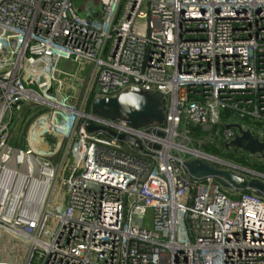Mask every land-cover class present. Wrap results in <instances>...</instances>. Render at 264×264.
Returning a JSON list of instances; mask_svg holds the SVG:
<instances>
[{
    "label": "built area",
    "instance_id": "2783aa9c",
    "mask_svg": "<svg viewBox=\"0 0 264 264\" xmlns=\"http://www.w3.org/2000/svg\"><path fill=\"white\" fill-rule=\"evenodd\" d=\"M88 1L0 0V264H264V198L184 169L201 160L249 176L194 148L186 124L226 150L232 124L264 143V0ZM132 88L163 94V126L91 114L92 99ZM89 121L146 153L88 133ZM21 125L24 150L12 145ZM28 174L21 195L36 182L47 193L23 222L12 202Z\"/></svg>",
    "mask_w": 264,
    "mask_h": 264
},
{
    "label": "water",
    "instance_id": "95a60500",
    "mask_svg": "<svg viewBox=\"0 0 264 264\" xmlns=\"http://www.w3.org/2000/svg\"><path fill=\"white\" fill-rule=\"evenodd\" d=\"M164 96L160 92H148L139 88H132L115 98L98 97L90 101V110L94 117L103 118L110 122H122L129 127L147 129L152 126H163L166 121V106ZM228 128H235L238 134L231 142V146L241 149L251 156H258L264 160V143L256 139L249 130L244 131L240 125L232 124ZM88 133L103 132L109 137L117 138L142 153H146L141 142L135 137L119 135L109 128L101 127L93 121L85 125ZM157 148V147H155ZM186 174L193 180L213 179L228 194L237 195L250 192L264 198V175L256 173L250 178L246 172L234 169L223 170L201 160H190L184 163Z\"/></svg>",
    "mask_w": 264,
    "mask_h": 264
},
{
    "label": "trees",
    "instance_id": "16d2710c",
    "mask_svg": "<svg viewBox=\"0 0 264 264\" xmlns=\"http://www.w3.org/2000/svg\"><path fill=\"white\" fill-rule=\"evenodd\" d=\"M230 117L233 118L234 120H238L239 122H247V119H243L240 117L238 112L233 111V110H225L222 112V117ZM186 128L190 132V137L192 139V146L194 148L200 149L204 152L213 154V155H218L222 156L228 160L234 161L235 163L241 164L243 166H247L248 168L252 169L253 171L264 175V162H254L251 160L249 155L245 153H239L236 149V153H227V150L224 146H220L217 143L209 144V143H204L207 141V139L211 136L212 132L211 131H205L201 126L196 125L192 122H187ZM235 149V148H234Z\"/></svg>",
    "mask_w": 264,
    "mask_h": 264
},
{
    "label": "bare ground",
    "instance_id": "6f19581e",
    "mask_svg": "<svg viewBox=\"0 0 264 264\" xmlns=\"http://www.w3.org/2000/svg\"><path fill=\"white\" fill-rule=\"evenodd\" d=\"M26 158H22L23 162L27 161L25 160ZM27 163H29L30 166H28L29 170L32 172L33 171V162L32 161H27ZM30 174H28L27 176H22L19 175L16 178V188H15V192L13 195V213L15 212V209L19 206V218L21 221L23 222H30V221H37L39 219V213L42 209V206L44 205V201H45V197H46V193H47V185L46 184H42L39 182H36L37 186H38V191H36L35 193H29V194H24L21 195V191H22V187L24 186V183H26V180H31L30 179ZM13 180V181H14ZM32 181V180H31ZM10 182H12V179H10ZM33 182V181H32ZM9 183V182H8ZM5 188H9V186L5 185Z\"/></svg>",
    "mask_w": 264,
    "mask_h": 264
},
{
    "label": "rangeland",
    "instance_id": "374dc122",
    "mask_svg": "<svg viewBox=\"0 0 264 264\" xmlns=\"http://www.w3.org/2000/svg\"><path fill=\"white\" fill-rule=\"evenodd\" d=\"M93 1L94 0H89L88 2H89V6H91V5H93ZM25 129H24V127H22V125L19 127V129H17V130H15L14 131V135H16L18 138L17 139H19V138H21L20 140H22L21 142H20V144H18L17 142H14V143H12V145L14 146V147H19V148H21V149H25V143H24V140H23V138H24V135H25V131H24ZM185 145H187V142L185 143ZM235 151L234 150H232V149H229V150H227V153H234ZM236 153V152H235ZM236 164H238V163H236ZM239 165V164H238ZM241 165V164H240ZM245 169H247L249 172H248V174H249V177L250 178H253L254 177V174L252 173V174H250V172H255V171H253L252 169H250V168H248L247 166L245 167V166H243ZM57 195L58 196H60L61 195V193H59L58 194V192L56 193V197H57ZM56 197L53 199V200H56Z\"/></svg>",
    "mask_w": 264,
    "mask_h": 264
},
{
    "label": "flooded vegetation",
    "instance_id": "af4514ba",
    "mask_svg": "<svg viewBox=\"0 0 264 264\" xmlns=\"http://www.w3.org/2000/svg\"><path fill=\"white\" fill-rule=\"evenodd\" d=\"M92 114V113H91ZM228 149H230V148H228ZM235 151H236V149H235ZM237 151L239 152V153H245L244 151H242L241 149H237ZM245 154H248V153H245ZM249 155V154H248Z\"/></svg>",
    "mask_w": 264,
    "mask_h": 264
}]
</instances>
